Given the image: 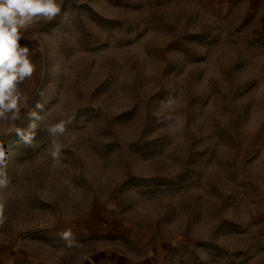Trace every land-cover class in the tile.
Instances as JSON below:
<instances>
[{"label": "rangeland", "instance_id": "374dc122", "mask_svg": "<svg viewBox=\"0 0 264 264\" xmlns=\"http://www.w3.org/2000/svg\"><path fill=\"white\" fill-rule=\"evenodd\" d=\"M61 9L22 30L29 107L0 120V264H264V0ZM71 116L53 167L47 128Z\"/></svg>", "mask_w": 264, "mask_h": 264}, {"label": "clouds", "instance_id": "9594fccd", "mask_svg": "<svg viewBox=\"0 0 264 264\" xmlns=\"http://www.w3.org/2000/svg\"><path fill=\"white\" fill-rule=\"evenodd\" d=\"M62 3L63 0H0V120L10 121L14 126L16 121L23 119L22 110L29 107V97L21 92L20 86L32 76L35 65L29 58V48L19 43L23 37L22 30L37 24L42 19L53 21L60 15ZM37 107L41 110L43 108L40 104ZM166 107L171 112H175L181 106L169 99ZM167 119L174 121L169 124V130L173 134L183 132L184 121L181 118L169 116ZM73 121L74 116H71L47 128L52 138L49 147L53 167L61 163L60 157L64 150V146L57 138L66 133L67 125L72 124ZM40 122L42 116L32 111L29 113L27 130L14 128L27 146L32 145ZM8 163V153L0 142V190L7 189L10 183L7 175ZM7 219L6 201L0 197V225H3ZM58 235L66 242L67 248L80 246L71 230Z\"/></svg>", "mask_w": 264, "mask_h": 264}]
</instances>
